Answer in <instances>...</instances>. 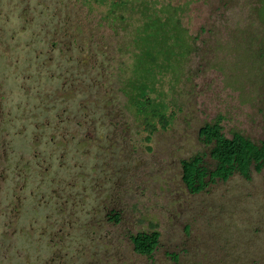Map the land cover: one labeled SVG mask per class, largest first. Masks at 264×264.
Here are the masks:
<instances>
[{
    "label": "rangeland",
    "instance_id": "1",
    "mask_svg": "<svg viewBox=\"0 0 264 264\" xmlns=\"http://www.w3.org/2000/svg\"><path fill=\"white\" fill-rule=\"evenodd\" d=\"M150 1L177 9L193 51L154 90L175 116L148 141L143 91L123 90L135 16L0 0V264H264V169L197 194L181 178L196 154L214 168L198 130L217 115L264 139V0ZM152 230V257L135 253Z\"/></svg>",
    "mask_w": 264,
    "mask_h": 264
},
{
    "label": "trees",
    "instance_id": "2",
    "mask_svg": "<svg viewBox=\"0 0 264 264\" xmlns=\"http://www.w3.org/2000/svg\"><path fill=\"white\" fill-rule=\"evenodd\" d=\"M95 1L108 5V16L122 20L136 17L131 34L133 73L124 81L123 90L143 91L133 98V102L145 119L149 141L158 129H167L175 116L170 109H152L155 99L152 94L163 88L168 76L173 79L169 80L170 83L178 81L184 58L193 51V40L183 28L177 9L170 5L158 8L150 0ZM222 121L223 117L217 115L198 130L199 140L210 147L209 157L215 162L213 169L206 165L204 154L181 160V178L191 194L200 193L218 181L225 182L235 173L249 178L252 169L256 172L264 169V139L254 142L238 131L227 137ZM159 237L157 230L141 231L132 234L130 241L135 253L152 257Z\"/></svg>",
    "mask_w": 264,
    "mask_h": 264
},
{
    "label": "flooded vegetation",
    "instance_id": "3",
    "mask_svg": "<svg viewBox=\"0 0 264 264\" xmlns=\"http://www.w3.org/2000/svg\"><path fill=\"white\" fill-rule=\"evenodd\" d=\"M118 217V221H119V218H120V215L119 214H115V216L113 217V219L115 220V218ZM116 221V220H115Z\"/></svg>",
    "mask_w": 264,
    "mask_h": 264
}]
</instances>
